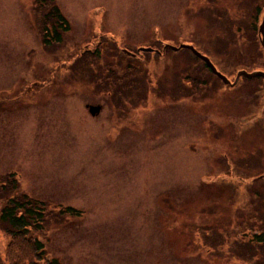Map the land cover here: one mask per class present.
<instances>
[{"label":"rangeland","instance_id":"1","mask_svg":"<svg viewBox=\"0 0 264 264\" xmlns=\"http://www.w3.org/2000/svg\"><path fill=\"white\" fill-rule=\"evenodd\" d=\"M55 8L69 30L44 45ZM263 15L264 0H0V209L45 207L39 264H264V79L227 86L164 49L193 45L232 82L264 72ZM17 242L0 223V264H32Z\"/></svg>","mask_w":264,"mask_h":264},{"label":"trees","instance_id":"2","mask_svg":"<svg viewBox=\"0 0 264 264\" xmlns=\"http://www.w3.org/2000/svg\"><path fill=\"white\" fill-rule=\"evenodd\" d=\"M47 20L51 22L52 25L50 24L51 26L49 25L47 28L44 27V45H50L54 43L60 44L63 41V36L69 30L67 20L63 17L58 8L51 10ZM205 68L211 73L206 65ZM119 79L122 80V78L115 80V82H118V84L113 85L114 88H112V92L117 91L118 87L121 85ZM67 210L74 212V209L72 208H67ZM44 211L45 207L39 206V204L35 201L26 198L16 199L15 197L6 198L5 203L0 209V223L5 226L6 232L12 238V243H18V240H23L30 246V249L34 255L32 264H39L41 261L46 259V253L43 244L36 239L32 240V237H30V231L35 232L42 228ZM254 235L256 240L251 242V245H249L250 248H254L255 246L256 248L264 247V230H262L260 234ZM252 244L255 246H252ZM45 264L58 263L56 260H50Z\"/></svg>","mask_w":264,"mask_h":264},{"label":"water","instance_id":"3","mask_svg":"<svg viewBox=\"0 0 264 264\" xmlns=\"http://www.w3.org/2000/svg\"><path fill=\"white\" fill-rule=\"evenodd\" d=\"M259 34H260V43L261 46L264 50V16L262 19V23L259 27ZM166 48H170L173 51H179L181 49H187L189 51L192 52V54L197 57L198 59H200L201 61H203L212 71V73L218 77L225 85H231V86H235L238 81L240 80L241 77L246 78V79H252V78H257V77H261L264 78V72H252V73H248L246 71H240L238 72V74L236 75V79L235 81L232 83L225 75H223L220 71L217 70V68L214 66V64L210 61V59L204 55H202L198 50H196L193 46L191 45H181L180 47H174V46H166ZM142 51H148L151 52L152 49H141ZM127 54L133 55L132 53H129L127 51H124ZM101 109L102 107L100 105H89L88 106V110L89 113L92 116H97L101 113Z\"/></svg>","mask_w":264,"mask_h":264}]
</instances>
